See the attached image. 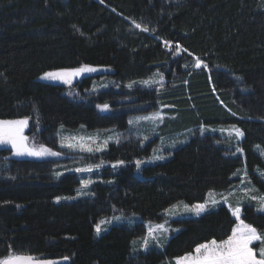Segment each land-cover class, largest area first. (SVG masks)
<instances>
[{"label":"trees","instance_id":"1","mask_svg":"<svg viewBox=\"0 0 264 264\" xmlns=\"http://www.w3.org/2000/svg\"><path fill=\"white\" fill-rule=\"evenodd\" d=\"M195 58L207 68H192ZM81 65L108 69L113 85L79 102L41 80L45 72ZM155 72L164 77L158 91L124 87ZM105 103L107 111L97 108ZM142 104L169 105L180 119L171 132L240 129L242 156H228L216 135L195 131L169 159L136 177L134 161L150 154L153 141L110 144L95 157L124 166L115 174L106 169L92 198L70 203L54 199L74 194L75 174L54 179L51 162L13 160L0 173V257L11 248L37 259L67 257V264H174L197 244L227 239L234 218L218 206L171 222L179 231L164 246L135 253L144 222H162V211L176 202L202 203L208 192L229 189L242 167L264 195V160L256 151L264 153V0H0V120L30 118L33 130L50 137L60 127L126 128L132 112L118 108ZM7 155L0 150V159ZM118 215L143 222L94 234L99 220ZM241 219L264 231V214L251 205L242 206Z\"/></svg>","mask_w":264,"mask_h":264},{"label":"rangeland","instance_id":"2","mask_svg":"<svg viewBox=\"0 0 264 264\" xmlns=\"http://www.w3.org/2000/svg\"><path fill=\"white\" fill-rule=\"evenodd\" d=\"M195 64V63H194ZM97 70L94 72H84L81 73L77 77H73L71 83L65 84L59 80H48L41 79L42 81L61 85L65 91L63 93L68 99L74 101H84L89 100V98L93 97L97 92L108 89L113 85V82L108 78V73L110 72L106 68L95 67ZM78 68V67H76ZM195 70L197 68L193 67ZM91 77V82L88 87L83 86L79 88L82 80L84 78ZM143 81H148V84L142 83ZM131 84L132 87L129 88L128 85ZM164 86V77L159 72H155L149 77L144 79L135 80L124 85L127 89L132 88H140L146 90H159ZM120 91V88L119 90ZM128 98H122L119 101L121 104L127 103ZM142 107V108H141ZM155 109H151L148 106L142 105H129L119 107V111L122 112H132V114L127 116V126L126 128L119 127H111L108 129H99V130H88L85 127L81 126L74 129L63 128L60 127L56 131L55 134L50 137H42L41 130L39 128H35L34 130L31 127V119L27 118L28 123L27 126L23 129V135L27 137V143L29 145H34L39 147L43 145L46 148L51 149L53 152H58L60 155L58 156H42V157H31V156H14L12 155L10 146H2L0 145V150H6L8 152L7 157L0 159V173L5 169H8L11 166V161L13 160H28V161H38V162H51V175L54 179H59L62 175L66 173H73L76 175L78 180V186L75 189L73 195L60 196L61 199L57 201V198L54 199L55 203H70L76 201L80 198H92L94 193L92 191V185L96 182L103 183V176L106 174V169H109L114 174L124 166V162L122 164L113 167L116 162H107L101 159H97L95 156H99L101 153L107 151L110 144H121L126 142H139L140 144H145L149 141H153V145L151 147V152L148 156L142 157L138 160L134 161V175L136 177H141V168L147 165H152L155 163L163 162L170 158V151L175 147L181 146L183 143L187 142L189 138H191L195 131L200 134H213L216 135L218 139V144L222 147H225L226 154L231 157L242 156V152H238L237 148L240 149L239 143L242 137L238 138L235 135L234 126H199L198 129L188 128L179 132H171L172 127L176 126L180 119L174 114V110L169 105H156ZM134 112V113H133ZM159 114L161 118L154 119L155 114ZM147 117L148 119H144ZM25 119V118H21ZM1 120H9V119H1ZM19 120V119H12ZM132 123H129V121ZM105 141L107 144L105 146ZM62 142L67 145L69 143L74 144L75 147L69 148L67 146H61ZM83 144L85 147H91L93 149L100 147L101 151H82L80 145ZM256 151L261 154L264 160V153L261 151L259 147L256 148ZM90 156V158H88ZM163 157L162 159H156V157ZM141 161L139 167H137L136 162ZM89 165L93 166L92 171H82L78 172L76 169L78 168H87ZM99 165V167H96ZM59 174V175H57ZM234 184L227 190L222 192L210 191L206 195L204 202L197 204H204L205 210L201 212L199 215H196L193 212L186 211L184 205H188L184 202H176L171 206H168L166 209L174 211L173 214H166L164 209L162 211V222L160 223H151L144 222L143 227L145 229V234L136 238L132 242V250L137 252H146L150 248H161L157 246V241L152 240L149 243L147 249H143L141 247L143 243V238L148 235L149 226L155 228L157 225H164L166 229L163 232H157L156 235L160 237L159 243L164 246L169 239L171 234H175L179 231V228L172 225L171 222H176L178 220L186 219V218H194L198 217L205 212L215 210L218 206L225 207L231 216L235 220L234 227L237 226L239 221H237L236 217L232 215V210L239 207L240 208V219L242 216V206L243 205H251L258 213L264 214V211L258 210L260 208V198L264 197L263 194L259 193L258 190L253 186L250 179L247 177L245 173L244 167L238 169L234 173ZM261 179L264 180L263 175H261ZM91 180L86 188H82L81 181ZM193 204V205H197ZM176 206L173 209V206ZM193 205H188L189 207ZM242 220V219H241ZM103 222V223H102ZM143 222L139 216L130 215V216H110L105 217L99 220L97 224H100L102 231L97 234L96 226L94 227V234L96 236H100L107 229L112 226H128L132 227L135 224ZM96 224V225H97ZM233 227V228H234ZM259 235L264 237V231L259 232ZM232 234V233H231ZM230 234V235H231ZM250 247L253 248L254 252L259 258V248L261 247L260 241H253ZM194 252V251H193ZM175 264V260H174Z\"/></svg>","mask_w":264,"mask_h":264},{"label":"snow or ice","instance_id":"3","mask_svg":"<svg viewBox=\"0 0 264 264\" xmlns=\"http://www.w3.org/2000/svg\"><path fill=\"white\" fill-rule=\"evenodd\" d=\"M101 3H104V0H100ZM127 19V18H126ZM133 25L140 29L141 31H149L147 27H142L141 24L132 21ZM152 31H155L154 29ZM165 46L170 47V41H164ZM186 51V49H183ZM182 51L181 46L179 44L176 45V53ZM191 55V53H189ZM194 67L197 69L200 68H207V65L200 58H195ZM96 68H93L89 65H81L78 68H68V69H61L58 71L52 72H45L41 79H48V80H59L65 84L71 83L73 77L79 76L81 73L84 72H94ZM142 83L148 84V81H143ZM129 88L132 87L131 84L128 85ZM97 108L101 111H107L109 109L108 104H98ZM154 119L161 118L159 114H155ZM144 119H148L145 117ZM28 120L19 119V120H0V145L2 146H10L12 155L14 156H31V157H42V156H58L60 153L53 152L51 149L40 145L36 147L34 145H29L27 143V137L23 135V129L27 126ZM129 123H132L130 120ZM235 135L238 138L242 137L244 133L238 129L234 128ZM105 146L107 141L104 142ZM61 146H67L69 148L75 147L74 144H67L65 145L63 142ZM82 151H101L102 148L97 147L95 149L91 147H85L83 144L80 145ZM237 151H242L241 149L237 148ZM163 157H156V159H162ZM123 161H117V164H114L113 167H116L119 164H122ZM137 167L140 166L141 161L136 162ZM96 167H99L97 165ZM93 166L89 165L87 168H78L76 171L82 172L92 171ZM59 175V174H57ZM90 183L91 180L88 181H81L82 188H86ZM61 199L57 197V201ZM260 208L258 210L264 211V197L260 198ZM176 206H173V209ZM186 211L193 212L196 215H199L201 212L205 210L204 204H197L189 207L188 205H184ZM166 214H175L174 211L166 209ZM240 208L237 207L232 210V215L236 217L239 223L236 227L232 229V234L228 236L227 239L221 240L217 242L216 240H211L207 243H200L197 244L194 252H189L184 256L176 257L175 264H264V237L257 233V229L250 224L244 223L243 220L240 219ZM103 223V222H102ZM166 229L164 225H157L155 228L149 226L148 228V235L143 238V243L141 247L143 249H147L149 243L152 240L157 241V246L162 247V244L159 243L160 237L156 235L157 232H163ZM102 231L100 224L96 225V232L99 234ZM253 241H260L261 247L259 248V258H257L256 253L254 252L253 248L250 247ZM64 259H67L65 257ZM0 264H54L52 261L48 260H40L36 259L30 255H23V254H16L14 253L11 248L9 249V253L5 257H0Z\"/></svg>","mask_w":264,"mask_h":264},{"label":"water","instance_id":"4","mask_svg":"<svg viewBox=\"0 0 264 264\" xmlns=\"http://www.w3.org/2000/svg\"><path fill=\"white\" fill-rule=\"evenodd\" d=\"M32 257H34V256H32ZM40 260L52 261V262H54V264H67V261H68L67 259H64V258L63 259H49V258H46V259H40Z\"/></svg>","mask_w":264,"mask_h":264}]
</instances>
